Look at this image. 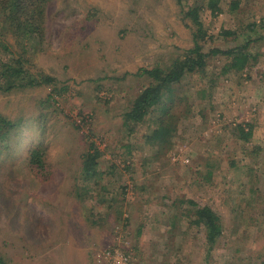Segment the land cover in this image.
I'll return each instance as SVG.
<instances>
[{
  "label": "rangeland",
  "instance_id": "1",
  "mask_svg": "<svg viewBox=\"0 0 264 264\" xmlns=\"http://www.w3.org/2000/svg\"><path fill=\"white\" fill-rule=\"evenodd\" d=\"M191 1L47 0L27 8L34 20L43 8L41 38L29 35L24 49L13 34L0 36L1 61L21 56L30 72L53 78L0 90V114L16 123L0 141L6 264H264V44L243 71L222 72L225 58L208 57L205 75L175 85V129L161 146L145 140L160 109L123 123L148 82L136 72L192 46L183 14ZM230 1L201 13L206 50L235 43L222 29L246 31L264 18V0H241L234 12ZM237 123L253 126L260 151L237 140ZM91 141L101 151L97 185L81 173ZM35 146L45 150L41 174L27 159ZM188 200L220 216L208 253L203 228L185 216Z\"/></svg>",
  "mask_w": 264,
  "mask_h": 264
},
{
  "label": "trees",
  "instance_id": "2",
  "mask_svg": "<svg viewBox=\"0 0 264 264\" xmlns=\"http://www.w3.org/2000/svg\"><path fill=\"white\" fill-rule=\"evenodd\" d=\"M176 2L182 5L185 0H176ZM220 2L221 0H192L187 4L186 8L183 9V14L184 18L190 21L193 28L192 46L175 55L164 65L141 68L136 72L137 75L146 77L148 82L138 91L127 110L123 113V123L125 126H135L151 112H154L156 108L160 109V116L155 120L157 122L156 127L145 137L148 143L161 146L170 139L177 119L176 112L172 111L176 93L175 85L190 74L205 75L208 57L219 55L225 58L226 63L222 72H240L264 53L258 51V48L261 47L259 43L264 44V33L259 31L264 28L263 17L259 18V21L247 22L245 25L246 31L241 29L243 26L237 28L238 30L222 29L221 35L223 38L230 39V42L235 43L228 44L224 48L212 47L205 49L204 43L212 37L204 26L201 13L205 9H209L214 14L218 13L221 8ZM240 2L241 0H231L228 11L234 12L239 8ZM46 3L47 0H0V36L13 34L22 43L21 47H23L24 41V49L25 42L29 41L27 39L29 35L36 32L37 37L41 38L44 14L42 9L45 8ZM36 5L37 8L44 7L37 12L34 11L39 14L37 20H34L27 8L33 9ZM257 27H259L258 31ZM240 36H242L243 41L236 43ZM1 46L7 53V44L3 42ZM24 62H27V59H24ZM24 62L21 56L9 57L6 61L0 60V90L8 91L16 86H38L53 82V78L50 76L30 72ZM165 99L169 100V105H165ZM15 126L16 123L0 114V141L7 138L9 132ZM232 132L237 140L243 144L250 143V148L253 146V126L250 123H237L234 125ZM260 149L261 146L255 144L250 151H260ZM44 155L45 150L38 146L30 148L27 154L28 163L36 167L39 174H41L40 169L44 168ZM100 156L101 151L93 141L88 144L82 155L81 173H83L85 179H90V183L94 185L100 184V175L97 171ZM231 165L236 166V161L232 160ZM256 189L257 187H255ZM254 199H256L255 195ZM187 203L188 205L184 207L185 216L189 217V224L203 228L204 239L207 244L206 253H208L223 232L220 216L210 206H198L189 200ZM262 248L264 249V246ZM0 264H6L2 257H0ZM204 264H208L207 261Z\"/></svg>",
  "mask_w": 264,
  "mask_h": 264
},
{
  "label": "built area",
  "instance_id": "3",
  "mask_svg": "<svg viewBox=\"0 0 264 264\" xmlns=\"http://www.w3.org/2000/svg\"><path fill=\"white\" fill-rule=\"evenodd\" d=\"M117 256L119 257L120 260H123V261L126 260V258L124 256H121V255H117Z\"/></svg>",
  "mask_w": 264,
  "mask_h": 264
}]
</instances>
